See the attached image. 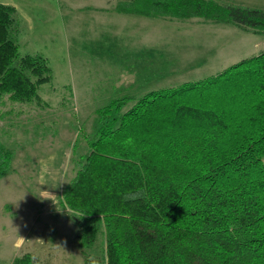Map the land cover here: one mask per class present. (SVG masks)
I'll list each match as a JSON object with an SVG mask.
<instances>
[{
	"label": "trees",
	"instance_id": "16d2710c",
	"mask_svg": "<svg viewBox=\"0 0 264 264\" xmlns=\"http://www.w3.org/2000/svg\"><path fill=\"white\" fill-rule=\"evenodd\" d=\"M148 17L201 18L264 33V9L216 0H118ZM13 5L0 3V96L37 101L48 60L19 53ZM113 100L60 202L105 264H264V49L216 74ZM12 152L0 143V177ZM27 257V255H26ZM25 258V257H24Z\"/></svg>",
	"mask_w": 264,
	"mask_h": 264
},
{
	"label": "rangeland",
	"instance_id": "374dc122",
	"mask_svg": "<svg viewBox=\"0 0 264 264\" xmlns=\"http://www.w3.org/2000/svg\"><path fill=\"white\" fill-rule=\"evenodd\" d=\"M216 1L264 9V0ZM0 2L15 7L19 53L40 54L52 72L37 101L0 96V143L13 156L0 177V264H105L103 233L80 247L60 202L96 134L97 109L117 100L118 116L132 98L216 74L260 52L264 33L118 13V0Z\"/></svg>",
	"mask_w": 264,
	"mask_h": 264
},
{
	"label": "crops",
	"instance_id": "0c3cea01",
	"mask_svg": "<svg viewBox=\"0 0 264 264\" xmlns=\"http://www.w3.org/2000/svg\"><path fill=\"white\" fill-rule=\"evenodd\" d=\"M1 3V2H0ZM116 3V2H115ZM3 4H5V3H3ZM233 4H236V3H233ZM8 5H12V4H8ZM242 5V4H241ZM14 6V5H13ZM101 7H103V6H101ZM115 10V9H114ZM116 11V10H115ZM116 12H118V11H116ZM118 13H121V12H118ZM15 14H16V12H15ZM123 14H130V13H123ZM136 15V14H135ZM138 16H142V15H138ZM145 17H148V16H145ZM161 18H164V17H161ZM19 21V20H18ZM19 25H20V22H19ZM239 28V27H238ZM262 49H264V48H262Z\"/></svg>",
	"mask_w": 264,
	"mask_h": 264
},
{
	"label": "clouds",
	"instance_id": "9594fccd",
	"mask_svg": "<svg viewBox=\"0 0 264 264\" xmlns=\"http://www.w3.org/2000/svg\"><path fill=\"white\" fill-rule=\"evenodd\" d=\"M22 239V238H21ZM90 264H96L95 260H92Z\"/></svg>",
	"mask_w": 264,
	"mask_h": 264
}]
</instances>
